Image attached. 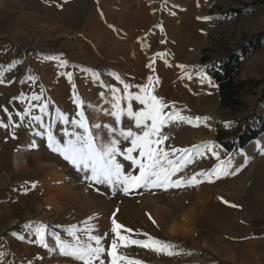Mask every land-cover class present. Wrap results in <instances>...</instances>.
Wrapping results in <instances>:
<instances>
[{"label": "rangeland", "instance_id": "obj_1", "mask_svg": "<svg viewBox=\"0 0 264 264\" xmlns=\"http://www.w3.org/2000/svg\"><path fill=\"white\" fill-rule=\"evenodd\" d=\"M252 1L0 0V264H82L60 254V241L74 243L69 229L75 226L81 243L90 242L89 234L101 236L107 253L113 218L133 229L121 230L132 239L148 233L175 245L174 255L135 245L119 250L142 264H264V133L230 152L215 140L217 123L228 130L253 125L255 115H264V97L248 95L243 108L223 109L206 73L264 30V0L248 16L230 12ZM204 48L210 58L201 63ZM263 75L264 43L242 61L238 78ZM146 86L167 104L164 113L193 118L163 128L169 139L160 148L191 153L172 179L210 173L220 161L227 174L125 195L121 185L96 183L90 169L78 170L49 147V132L60 146L89 133L98 146L115 140L116 161L125 174L138 175L124 158L131 138L121 132L142 134L127 109L143 108L128 97ZM117 104L119 122L112 115ZM208 142L219 159L193 148ZM132 155L139 158V149ZM179 155L169 159L180 163ZM41 225L47 247L37 235Z\"/></svg>", "mask_w": 264, "mask_h": 264}, {"label": "snow or ice", "instance_id": "obj_2", "mask_svg": "<svg viewBox=\"0 0 264 264\" xmlns=\"http://www.w3.org/2000/svg\"><path fill=\"white\" fill-rule=\"evenodd\" d=\"M207 19V18H205ZM183 67V66H181ZM151 80V78H149ZM127 88V85L125 86ZM142 95L138 94L134 97L129 96V99L139 101L143 108L140 111H133L131 105L127 109V115L135 120V126L140 128L143 126L142 134L137 135L131 130L122 131L121 136L125 139L131 138V147L125 150L124 158L131 161L133 166L138 167L139 174L133 175L131 172L125 174L123 166L116 161L117 141L112 140L109 144L98 142L94 140L91 133L86 136H76L75 140H69L63 146L57 144L51 132L48 134L49 147L53 150L61 152L64 158L70 161L78 170H91V179L96 183H104L108 185H121V191L128 195L132 190L138 188H151L160 187L164 190L168 188H179L183 186H196L203 181L197 179V176H203L211 182V177L216 176L219 178L227 174L225 171V162L220 163L210 173H198L193 175L187 181L182 179L173 180L172 177L189 161L191 153L189 149H171V152L165 151L159 145L168 140L169 137L164 135L163 128L170 121L180 120L192 123V117H185L179 112L171 114L164 113V108L167 104L157 96L153 95L149 87L141 89ZM118 109L117 112L112 113L116 117L117 122L120 120L119 105H115ZM81 120L79 121L80 127L84 128L87 132V125L84 122L83 113H80ZM201 119L207 120L208 117H195L199 122ZM150 121V123H148ZM97 128L100 125H96ZM107 127V125H105ZM214 145L211 142L205 143L202 146H193L198 155H203L202 149H207L217 159L219 153L212 151ZM139 149V158L132 155ZM180 153L176 160L180 163L174 162L169 159L170 155ZM33 187L35 185L33 184ZM227 203V201H225ZM235 207V205H232ZM115 215V214H114ZM151 219V216L149 217ZM155 223V221H152ZM44 227L41 225L37 229V235L41 244H44ZM131 234L133 229L126 228L124 225L118 223L115 218L112 219L111 232L114 234L111 239L110 248L107 250L102 245V237L98 235H88L89 243H81L79 237L76 236L77 229L72 226L69 229V234L74 237L75 242L72 244H65L63 241L59 243L60 254L70 257L82 264H106L105 253L108 264H142L141 261L130 259L119 252L121 248H128L133 245L151 250L157 254L174 255L176 254L173 249L175 245L161 241L152 237L148 233H136V235H143L146 239H132ZM91 233L92 229H86ZM107 234H105L106 236ZM59 241V237H57ZM94 242V245L93 243ZM47 247L46 244H44Z\"/></svg>", "mask_w": 264, "mask_h": 264}, {"label": "trees", "instance_id": "obj_3", "mask_svg": "<svg viewBox=\"0 0 264 264\" xmlns=\"http://www.w3.org/2000/svg\"><path fill=\"white\" fill-rule=\"evenodd\" d=\"M261 4H263V1L246 2L243 3V7L230 9V12L236 16H248ZM263 43L264 30L251 35L238 49H229L224 57L207 68V75L217 86L221 108L231 111L241 109L246 105L244 97L248 95L251 97L257 96L259 100L263 99L264 75L258 78H238L242 61L258 51ZM207 50V48L202 50L201 63L207 62L210 58L206 54ZM262 133H264V115L259 114L254 116V124H247L245 130H242L238 124L228 130L223 123H217L215 140L227 152H230L235 149H242Z\"/></svg>", "mask_w": 264, "mask_h": 264}]
</instances>
